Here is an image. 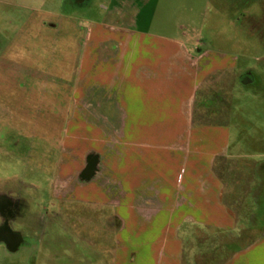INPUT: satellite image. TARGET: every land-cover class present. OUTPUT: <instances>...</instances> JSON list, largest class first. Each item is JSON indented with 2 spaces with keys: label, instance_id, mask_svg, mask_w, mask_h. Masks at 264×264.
I'll return each instance as SVG.
<instances>
[{
  "label": "rangeland",
  "instance_id": "1",
  "mask_svg": "<svg viewBox=\"0 0 264 264\" xmlns=\"http://www.w3.org/2000/svg\"><path fill=\"white\" fill-rule=\"evenodd\" d=\"M61 1L58 14L78 17L79 25L50 24ZM130 1L138 8L140 30L155 28L151 23L159 6L169 5V18L180 35L232 52L240 69L253 68V73L240 75L241 85L254 78L243 86L248 88L239 85L234 90L228 76L208 83L198 99L199 118L206 124L227 123L230 118L232 133L250 136L241 142L251 159L263 160L264 0L233 5L225 0ZM105 2L109 0H0V264H118L122 244L129 242L128 237L135 240L134 234L118 233L122 224L118 186H104L102 178L104 167H117L118 121L102 120V107L88 104L87 59L77 61L69 43L59 52V44L56 49L53 42L42 41L55 34H78L81 56L92 33L89 17L101 20ZM43 9L46 25L40 20ZM252 10L259 37L255 42L231 27ZM232 37L239 41H226ZM75 67L79 97L70 106L68 84L74 83ZM239 189L238 202H226L241 215L236 218L237 230L205 235L207 241L223 244L216 252L221 251L224 259L252 244L258 247L254 254L264 253V186ZM211 248L206 246L203 252H215Z\"/></svg>",
  "mask_w": 264,
  "mask_h": 264
},
{
  "label": "crops",
  "instance_id": "2",
  "mask_svg": "<svg viewBox=\"0 0 264 264\" xmlns=\"http://www.w3.org/2000/svg\"><path fill=\"white\" fill-rule=\"evenodd\" d=\"M225 1L233 5L239 0ZM131 4L130 0H109L100 7L101 20L88 16V26L93 28L81 56L78 34L42 38L53 42L54 48L59 44V52L69 43L77 61L87 59L88 104L102 107V120L118 121L117 167H104L102 178L104 186H118L122 218L118 233L135 237L134 241L128 237L129 242L120 247L118 264H264V253H253L257 244L237 248L224 259L221 251L216 252L223 244L205 238L237 230L236 218L241 215L226 202H238L240 186H264V158L251 159L243 145L250 136L243 131L232 133L230 118L221 124L202 122L198 99L208 83L227 76L233 89H238L243 84L240 75L253 73V68L240 69L232 52L180 35L169 18V5L159 6L151 23L155 28L140 30L135 18L138 8ZM62 7L63 1L50 24L79 25L78 17L58 14ZM253 10L243 21L229 24L255 42L259 37L250 17ZM46 17L43 9L42 25L47 24ZM74 73V83L68 84L73 95L70 106L79 97L78 68ZM253 82L254 78L241 86ZM210 245L215 252L204 253ZM261 246L264 249V243ZM127 250L133 252L128 255Z\"/></svg>",
  "mask_w": 264,
  "mask_h": 264
}]
</instances>
